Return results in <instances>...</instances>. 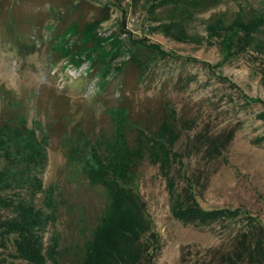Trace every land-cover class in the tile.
<instances>
[{"label": "rangeland", "instance_id": "1", "mask_svg": "<svg viewBox=\"0 0 264 264\" xmlns=\"http://www.w3.org/2000/svg\"><path fill=\"white\" fill-rule=\"evenodd\" d=\"M255 227L264 0H0V264H218Z\"/></svg>", "mask_w": 264, "mask_h": 264}, {"label": "trees", "instance_id": "2", "mask_svg": "<svg viewBox=\"0 0 264 264\" xmlns=\"http://www.w3.org/2000/svg\"><path fill=\"white\" fill-rule=\"evenodd\" d=\"M76 7L77 5H75L73 8L76 9ZM147 48L150 49L149 47ZM150 50L152 51L153 49ZM155 53L158 52L153 50L152 55H146V59L144 57H142L144 58L142 59L137 56L138 53L133 52V56L131 59L134 62H136V60H148L146 61V64H148L150 58H153ZM8 127H11V123L8 124ZM232 136L233 132L231 131L227 136L225 134H219L217 136L207 138L203 152L209 157L218 156L221 153L222 149L228 144L229 140L232 139ZM103 183L109 188H117L115 183L112 181L104 180ZM186 195L188 198L193 199V194L191 192ZM219 216L220 215L216 214L210 219L215 220L219 218ZM263 240L264 229L262 227L257 228V230L255 227L248 232H241L238 236L235 237V243L233 244L231 251L225 254H219L218 264H264ZM146 253H149V249L146 250Z\"/></svg>", "mask_w": 264, "mask_h": 264}]
</instances>
